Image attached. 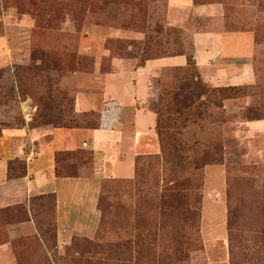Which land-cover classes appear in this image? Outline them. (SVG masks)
Segmentation results:
<instances>
[{"label": "rangeland", "instance_id": "1", "mask_svg": "<svg viewBox=\"0 0 264 264\" xmlns=\"http://www.w3.org/2000/svg\"><path fill=\"white\" fill-rule=\"evenodd\" d=\"M169 1L0 0V126L77 118L81 82L101 85L115 72V59L121 70L135 71L145 58L194 56L195 31L227 33L231 49L215 61L218 67H197L204 83L223 91L203 107L198 123L177 134L188 150L212 158L193 184L200 198L197 230L191 233L180 212L175 220L166 216L171 210L159 195L167 175L155 159L160 154L147 155L139 163L146 165L144 183L104 181L102 219L92 238L59 246L55 217L52 225L44 223L49 218L41 200L34 201L40 235L15 241L0 264H264V0H194L218 5L222 16L186 9L174 18ZM238 49L244 57L236 58ZM183 76L177 68L151 76L149 108L155 111L159 91ZM13 167L16 175L23 171ZM5 226L0 211V243L8 240Z\"/></svg>", "mask_w": 264, "mask_h": 264}, {"label": "crops", "instance_id": "2", "mask_svg": "<svg viewBox=\"0 0 264 264\" xmlns=\"http://www.w3.org/2000/svg\"><path fill=\"white\" fill-rule=\"evenodd\" d=\"M169 3L172 18L183 15L186 9H194L202 17L222 16L218 5L196 6L194 0ZM227 35L194 32V57L201 71L217 68L215 61L226 57L231 49L226 50L230 41ZM235 56L244 57L239 49ZM120 63L121 60H114L115 72L107 73L101 85L93 83L87 88L82 81L75 97V113H99V128L0 126V208L29 207L32 198L55 194L57 242L61 247L74 237L92 238L97 233L102 219L100 201L104 181L136 179L137 159L161 153L157 114L149 108L155 90L151 76L164 69L186 67L188 55L149 60L130 72L121 70ZM79 150L93 152V171L80 167L78 177H58L56 155ZM14 160L26 163L23 177L9 176V164ZM5 230L11 241L39 235L34 220L6 224ZM10 253V242L0 245V260L8 261Z\"/></svg>", "mask_w": 264, "mask_h": 264}, {"label": "trees", "instance_id": "3", "mask_svg": "<svg viewBox=\"0 0 264 264\" xmlns=\"http://www.w3.org/2000/svg\"><path fill=\"white\" fill-rule=\"evenodd\" d=\"M84 1L91 2V0ZM180 55L187 54L182 51L172 56ZM158 58H145L142 60V65H144L149 60ZM182 69H184V76L182 78L178 77V79H176V84L172 89L168 88L167 90L159 91V104L156 106L155 112L157 113V133L161 144V153L160 155H157L155 159H157L158 162L162 161L161 163H163L165 175H167V179H164L165 188L159 195L160 203L165 207L169 206L168 211L169 209L171 210L169 214L166 213V216H169V219L175 220L176 215L174 212H180L184 224L187 225L188 229L191 231V233H193V230H197L200 203L199 194L197 193V189H199V187L194 188L193 184L197 182V180H199L198 182L201 181V172L212 158L210 154L206 152L196 153L191 149L188 150L179 140L177 134L178 131L186 129L189 125L198 123V121L203 117V107L206 106L207 102L212 99L215 92H222L223 89L211 88L203 82L199 75L197 64L193 55H188V65L186 67L177 68V71ZM177 76L178 73L176 78ZM64 98L68 99L65 96ZM49 100L52 101L53 98L49 97ZM54 100L55 101L52 102L56 103V99ZM51 124L54 127L59 128L97 129L100 127V114L96 112H90L81 114L77 118L74 117L68 120L61 118L59 121L46 120L42 123L44 126ZM144 158V156L139 157L136 163V179L138 180L137 183L139 184L144 183L146 178V174L144 173L146 165L144 164L142 169L139 168V163L141 160H143L144 163ZM55 160L57 164L56 175L58 177H78L80 167H86L90 172L93 171L94 154L92 151L79 150L75 152H60L56 155ZM13 165H17L24 172L21 171L20 175H16V170L14 169ZM25 174L26 164L23 163V161L14 160L10 162L9 176L11 178H20ZM194 174H200V177L196 178ZM169 184L172 186H168ZM38 200H41L40 206L44 209V213L49 218L48 221L44 223L52 225V217H55L53 227L55 230L54 236L57 242V198L55 194H49L31 200L29 207L25 205H18L0 209L3 214V219L6 224L23 223L34 220L40 235V225L43 223L38 217V212H35L36 206L34 204V201L36 202ZM232 221L233 220H231V222ZM233 237L234 234L231 233L232 245H234ZM74 239L75 237L73 240ZM15 241L17 240L11 241L8 238L7 241L0 243V245L9 242L13 245ZM234 247L235 245L233 246V254ZM175 250L173 254H178L179 251L177 249ZM162 264L174 263L166 260ZM232 264H234L233 259Z\"/></svg>", "mask_w": 264, "mask_h": 264}, {"label": "built area", "instance_id": "4", "mask_svg": "<svg viewBox=\"0 0 264 264\" xmlns=\"http://www.w3.org/2000/svg\"><path fill=\"white\" fill-rule=\"evenodd\" d=\"M28 110H29V109H28ZM31 115H32V113H29V115H28V116H29V117H31Z\"/></svg>", "mask_w": 264, "mask_h": 264}]
</instances>
